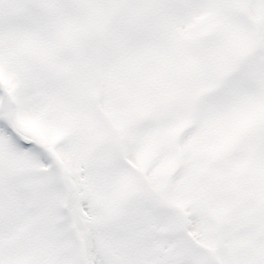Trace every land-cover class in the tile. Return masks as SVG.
Here are the masks:
<instances>
[{"label": "snow or ice", "instance_id": "1", "mask_svg": "<svg viewBox=\"0 0 264 264\" xmlns=\"http://www.w3.org/2000/svg\"><path fill=\"white\" fill-rule=\"evenodd\" d=\"M0 264H264V0H0Z\"/></svg>", "mask_w": 264, "mask_h": 264}]
</instances>
